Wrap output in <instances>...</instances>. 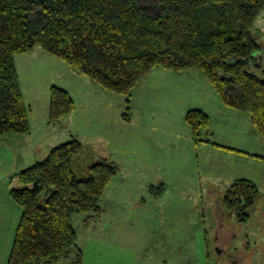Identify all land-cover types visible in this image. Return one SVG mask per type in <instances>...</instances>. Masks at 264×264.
<instances>
[{"label":"trees","instance_id":"obj_1","mask_svg":"<svg viewBox=\"0 0 264 264\" xmlns=\"http://www.w3.org/2000/svg\"><path fill=\"white\" fill-rule=\"evenodd\" d=\"M0 0V137L30 131L29 108L20 85L16 55L42 47L103 89L131 91L153 69L201 70L222 102L249 113L264 138L262 46L254 34L264 0ZM69 91L51 88L49 119L58 123L75 111ZM126 120L130 115L124 114ZM197 142L235 150L203 137L210 115L188 111ZM78 138L54 147L48 156L15 173L10 194L23 208L8 264H60L78 250L77 213H97L119 165L102 159L79 178ZM264 159L262 155H255ZM260 196L258 184L239 179L224 196L232 216L246 220Z\"/></svg>","mask_w":264,"mask_h":264},{"label":"rangeland","instance_id":"obj_2","mask_svg":"<svg viewBox=\"0 0 264 264\" xmlns=\"http://www.w3.org/2000/svg\"><path fill=\"white\" fill-rule=\"evenodd\" d=\"M253 31L264 67V12ZM16 64L34 122L48 117L52 85L68 87L75 96V131L84 144L75 158L79 178L88 177L90 167L104 158L120 167L105 193L108 199L101 201L108 212L102 222L96 213L74 215L83 264H264V162L252 154L264 153V139L251 115L226 106L201 70L157 67L130 94L105 90L107 97L96 94L91 100L86 83L92 81L43 49L17 55ZM32 77L39 79L36 99L31 97ZM198 108L211 117L203 137L235 150L195 140L186 116ZM119 111L134 122L116 125L112 119ZM70 139L64 131L59 143ZM239 179L260 188L246 220L232 216L224 203L225 193ZM115 218L131 221L130 238L136 244L131 252L105 242L113 223L108 232L100 231L101 223ZM77 256L73 248L60 264H74Z\"/></svg>","mask_w":264,"mask_h":264},{"label":"crops","instance_id":"obj_3","mask_svg":"<svg viewBox=\"0 0 264 264\" xmlns=\"http://www.w3.org/2000/svg\"><path fill=\"white\" fill-rule=\"evenodd\" d=\"M36 48L43 49L42 47L39 46V47H35L32 51H29L27 53L35 51ZM260 57L261 55H259V63L261 66ZM30 79L33 81L32 82L33 85L31 86V93L33 96L31 97L33 99H36L40 97L39 87L37 85V80L39 79L35 77H32ZM19 80H20V75H19ZM88 83H86V89H88L86 91L87 99L92 100V98H96L95 97L96 94L99 97L101 96L107 97V95L104 92L105 89L102 88L103 90H101L100 88H97L94 85V82L93 83L88 82ZM20 85H21V81H20ZM62 86L65 87V85H62ZM65 89L69 92L71 90L68 87H65ZM48 90L49 88L47 89V91ZM50 91H51V88H50ZM22 92H23V89H22ZM70 94L72 95L73 98L75 97L71 92ZM23 97L25 100L24 92H23ZM25 103H26V100H25ZM49 105L50 104H48L47 102L46 110H47L48 117H46L47 119H45V121L41 124H38L36 121L35 122L33 121V117H34L33 115H35L33 111L31 112V114L29 113V121H30V127H31L29 133L12 134L6 138L0 137V264H8L9 262V258L11 255V251L14 245L15 238H16L18 226L22 218V214H23V208L12 198L10 194L11 177L15 173L21 172L31 167L35 163L45 159L50 153V151L54 147L58 146V143L60 142L59 140L62 138L64 131H68L71 139L78 138L82 142L80 137L76 135V131H75L76 122H75L74 115L76 117V108L73 113H71L64 119H62L60 122L51 123L49 119V108H50ZM123 115L124 113H122V111H119L116 114V116H114L112 121L116 123V125H118L119 127L123 126V124L125 125V122L130 123V124L134 122L135 120L134 117H130V120H126L125 117H123ZM104 122L110 123V119H105ZM135 138L136 137L132 136L131 134L130 141ZM135 141L136 139L134 140V142ZM60 144H63V143H59V145ZM229 147L234 148L232 145ZM252 154L264 156V153H260V152H255ZM114 162L117 163L116 161ZM263 162H264V159H263ZM105 197L106 195L103 196V198ZM106 199L108 198L106 197ZM101 201H100V211L97 212L96 215L99 217V221L102 222V215L108 214V212L105 209L106 207L102 206ZM89 217H93V216L90 215ZM111 223H113V228L110 232H108L107 230L110 229L109 227ZM130 224H131V221L127 220L126 218H123V219L115 218L110 221L105 220L103 223H101L104 229L100 231L108 232L105 242L107 243L113 242L115 245L127 246V250H128L127 252H131L132 249H135L136 244L132 242L130 238L133 233V231L131 230ZM123 228H126L125 231H123ZM122 246H120V248H123ZM210 258L211 257L209 253L205 254V260L208 261V259Z\"/></svg>","mask_w":264,"mask_h":264},{"label":"flooded vegetation","instance_id":"obj_4","mask_svg":"<svg viewBox=\"0 0 264 264\" xmlns=\"http://www.w3.org/2000/svg\"><path fill=\"white\" fill-rule=\"evenodd\" d=\"M227 255H229V254H227ZM230 259H232L233 260V262H235L236 260H235V257L233 256L232 257V254H230Z\"/></svg>","mask_w":264,"mask_h":264}]
</instances>
